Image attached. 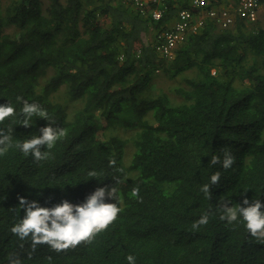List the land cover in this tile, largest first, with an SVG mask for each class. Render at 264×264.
I'll use <instances>...</instances> for the list:
<instances>
[{
    "label": "trees",
    "instance_id": "obj_1",
    "mask_svg": "<svg viewBox=\"0 0 264 264\" xmlns=\"http://www.w3.org/2000/svg\"><path fill=\"white\" fill-rule=\"evenodd\" d=\"M187 8L169 1L154 22L120 0H0V105L17 113L0 129H14L15 145L48 126L35 116L30 128L22 126L19 96L67 130L45 161L15 147L0 156V264H128L129 255L135 264H264V242L242 218L220 219L222 201L264 204V18L228 28L207 20L167 60L156 36ZM159 74L180 80L173 96L151 92ZM62 85L69 100L84 101L73 118L67 102L53 99ZM111 127L137 129L129 168L127 140L107 135ZM225 151L234 157L227 170L211 163L214 156L223 161ZM216 172L221 181L209 199L201 188ZM101 186L117 188L112 203L121 213L92 244L33 252L30 240L12 234L23 218L20 198L76 205ZM205 214L208 224L194 230Z\"/></svg>",
    "mask_w": 264,
    "mask_h": 264
},
{
    "label": "clouds",
    "instance_id": "obj_2",
    "mask_svg": "<svg viewBox=\"0 0 264 264\" xmlns=\"http://www.w3.org/2000/svg\"><path fill=\"white\" fill-rule=\"evenodd\" d=\"M16 99L18 103L22 104L20 115L22 116V126L24 128H30L34 116L47 121L48 126L40 129V135L33 136L23 142H17L15 145L12 143L14 129H0V156L4 155L10 148L15 147L24 156H31L36 163L49 159L51 149L67 136V130L55 127V121L49 119L47 111L42 109L40 105L29 103L23 97L18 96ZM16 115V108L11 104L0 105V124L16 117ZM70 118L73 117L70 116ZM111 129L125 128L111 127L106 129V131H109L106 132L107 135L121 137L119 134H111ZM125 130L136 132L137 129ZM108 163L109 167L114 168L117 162L115 159H110ZM211 163L213 165L220 164L223 169L227 170L233 166L234 157L231 152L225 151L223 161L214 156ZM124 164L127 168L131 165V162L128 165L126 164V153ZM88 175L96 177L97 173L96 171H90ZM134 175L135 172H131L129 176L133 177ZM210 179L211 185L205 184L201 188L206 198L209 199L211 198L210 187L219 185L221 173L216 172ZM37 195L40 196L42 193H37ZM131 196L139 198V188H133ZM117 200H119L118 190L114 186L97 187L92 194L86 197L83 203L76 205L68 200H63L52 207H43L36 200L30 201L26 198H20L19 206L23 211V218L11 228V232L20 241L30 240L33 252L40 245H47L51 250L60 253L75 249L81 244H92L101 233L106 232L117 221L121 208L117 206V203H112V201ZM243 204L247 206L230 207L227 201H222L221 207L224 214L220 216V219L233 224L242 218L251 237L259 242H264V211L261 210L264 208V204L260 200H255L249 205L248 199H244ZM208 222V215L205 214L193 224V229L196 230L207 225ZM126 259L128 264H135L134 256L129 255ZM11 264H22V262L19 258H15L11 260Z\"/></svg>",
    "mask_w": 264,
    "mask_h": 264
},
{
    "label": "built area",
    "instance_id": "obj_3",
    "mask_svg": "<svg viewBox=\"0 0 264 264\" xmlns=\"http://www.w3.org/2000/svg\"><path fill=\"white\" fill-rule=\"evenodd\" d=\"M130 4L141 15L151 13L154 22L164 16L169 1L184 2L191 8L180 10L169 27L156 36L155 47L161 56L170 60L176 49L189 35L200 32L207 20L220 28L234 26L238 20L255 24L260 20L261 0H120Z\"/></svg>",
    "mask_w": 264,
    "mask_h": 264
},
{
    "label": "rangeland",
    "instance_id": "obj_4",
    "mask_svg": "<svg viewBox=\"0 0 264 264\" xmlns=\"http://www.w3.org/2000/svg\"><path fill=\"white\" fill-rule=\"evenodd\" d=\"M263 18H264V7L261 10L260 21H263ZM260 24H262V23H260ZM148 39H151L150 35H149ZM151 85H152V88H151L152 93H159V92L163 91V92L169 93V94H171V96H173L172 95L173 89H174V87L180 85V80L178 79V80L173 81V80L166 78L164 75L159 74L157 77H155V79ZM53 99L57 102H60V103L67 102L68 108H69V113H70L71 117H73L74 114L79 112L84 106V101L82 99H77V100L71 99V100H69V93H68L67 87L65 85H62L60 89H58L57 91H55L53 93ZM150 120L153 122L152 118H150ZM106 132H109V131L107 130ZM110 133L111 134H119V135H121V137H123L124 139L127 140L128 144H127V148H126V164L128 165L131 162V159H132L133 154L135 152V147H134L133 142H132V138L135 135V131L134 130H125V129H118V130L111 129Z\"/></svg>",
    "mask_w": 264,
    "mask_h": 264
}]
</instances>
